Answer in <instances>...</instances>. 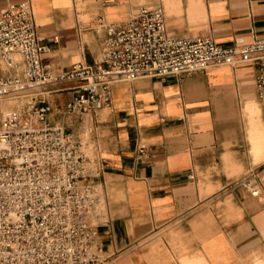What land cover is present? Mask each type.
<instances>
[{"label": "crops", "instance_id": "obj_1", "mask_svg": "<svg viewBox=\"0 0 264 264\" xmlns=\"http://www.w3.org/2000/svg\"><path fill=\"white\" fill-rule=\"evenodd\" d=\"M24 1L0 0V13ZM30 1L55 73L99 63L105 35L94 23L118 26L140 4L161 5L176 38L210 36L231 48L264 35V0ZM259 73L260 62H239L120 81L110 108L84 116L63 112L76 83L50 87L53 123L95 141L107 163L94 180L109 219L97 229L103 264H264Z\"/></svg>", "mask_w": 264, "mask_h": 264}, {"label": "built area", "instance_id": "obj_2", "mask_svg": "<svg viewBox=\"0 0 264 264\" xmlns=\"http://www.w3.org/2000/svg\"><path fill=\"white\" fill-rule=\"evenodd\" d=\"M98 22L105 35L101 61L55 73L45 61L51 47L39 33L32 2L0 13V103H13L0 120V264L105 262L97 229L108 223V211L103 186L94 180L107 163L95 141L53 123L50 98L57 92L50 87L76 83L63 112L84 116L111 107L116 82L258 61L264 101V35L231 48L210 36L176 38L158 4L118 26Z\"/></svg>", "mask_w": 264, "mask_h": 264}, {"label": "rangeland", "instance_id": "obj_3", "mask_svg": "<svg viewBox=\"0 0 264 264\" xmlns=\"http://www.w3.org/2000/svg\"><path fill=\"white\" fill-rule=\"evenodd\" d=\"M141 6L143 7V6H148V5H142V4H140V6H138L135 10H134V12H137V10L139 9V8H141ZM100 24H99V22H96V23H94V30H95V32H99V33H101L100 31H98V26H99ZM6 103H10V105H9V108H8V110H11V109H13V107H12V105H13V103H11V102H3V103H0L1 105H3V104H6ZM1 115H0V120H1Z\"/></svg>", "mask_w": 264, "mask_h": 264}, {"label": "bare ground", "instance_id": "obj_4", "mask_svg": "<svg viewBox=\"0 0 264 264\" xmlns=\"http://www.w3.org/2000/svg\"><path fill=\"white\" fill-rule=\"evenodd\" d=\"M7 104H9V103H7ZM13 107V106H12ZM8 111V108L7 109H1V113H5V112H7Z\"/></svg>", "mask_w": 264, "mask_h": 264}]
</instances>
